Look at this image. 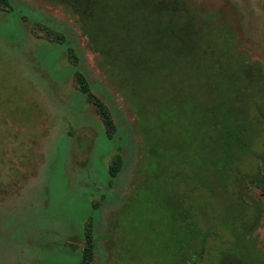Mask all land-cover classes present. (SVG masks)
I'll return each mask as SVG.
<instances>
[{"label":"rangeland","instance_id":"374dc122","mask_svg":"<svg viewBox=\"0 0 264 264\" xmlns=\"http://www.w3.org/2000/svg\"><path fill=\"white\" fill-rule=\"evenodd\" d=\"M185 1L224 20L236 50L264 77V0ZM62 39L74 49L75 67ZM96 62L59 6L0 0V264H79L84 231L95 239L89 264H166L171 215L188 209L185 216L194 214L198 229L209 211L202 256L217 263L232 246L214 218L228 204L237 217L242 211L249 250L264 252L261 183L251 178L264 158L246 156L241 178L228 180L226 194L216 190L204 209L208 196L200 182L190 190V145L167 111L154 108L158 95L139 125ZM76 72L111 119L110 137L95 105L77 90ZM255 146L257 155L264 152V138Z\"/></svg>","mask_w":264,"mask_h":264},{"label":"trees","instance_id":"16d2710c","mask_svg":"<svg viewBox=\"0 0 264 264\" xmlns=\"http://www.w3.org/2000/svg\"><path fill=\"white\" fill-rule=\"evenodd\" d=\"M45 1L75 20L98 68L136 111L139 125L149 117L143 112L153 107V95H158L154 108L167 111L190 145V190L200 182L208 196L204 209L216 190L226 194L232 177L241 178L237 175L246 156L264 158V152L257 155L251 150L264 138V77L257 63L236 50L229 25L214 12H200L185 0ZM63 43L62 39L75 67L74 49ZM75 81L80 94L95 105L104 134L110 137L114 130L105 108L90 94L81 73H75ZM117 165L118 160L108 169L109 178L115 176ZM251 178L261 183L264 201V166H258ZM247 201L258 211V204ZM186 211L171 215L165 239L170 252L163 263L264 264V252L249 250L242 211L237 217L228 204L213 215L221 231L232 238V246L221 251L217 263L202 256L206 227L213 221L209 211L198 220L206 226L202 229L197 228L194 214L185 216ZM94 244L95 239L84 231L79 264H89Z\"/></svg>","mask_w":264,"mask_h":264}]
</instances>
